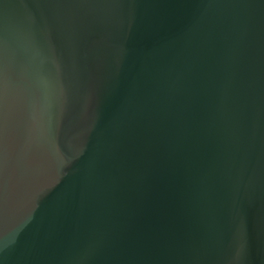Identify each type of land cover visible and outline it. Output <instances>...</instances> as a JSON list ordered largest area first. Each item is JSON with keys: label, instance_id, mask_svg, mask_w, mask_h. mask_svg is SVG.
Wrapping results in <instances>:
<instances>
[{"label": "water", "instance_id": "95a60500", "mask_svg": "<svg viewBox=\"0 0 264 264\" xmlns=\"http://www.w3.org/2000/svg\"><path fill=\"white\" fill-rule=\"evenodd\" d=\"M0 264H264V0H0Z\"/></svg>", "mask_w": 264, "mask_h": 264}]
</instances>
